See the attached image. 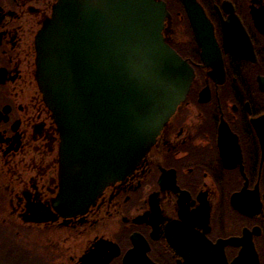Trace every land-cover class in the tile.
I'll return each mask as SVG.
<instances>
[{
	"label": "flooded vegetation",
	"instance_id": "1",
	"mask_svg": "<svg viewBox=\"0 0 264 264\" xmlns=\"http://www.w3.org/2000/svg\"><path fill=\"white\" fill-rule=\"evenodd\" d=\"M163 1L164 35L195 70L190 93L126 181L64 218L54 207L60 137L35 48L58 0H0V264H206L213 251L226 264L242 256L264 264V161L252 123L264 117V0H197L222 52L221 81L203 62L183 0ZM232 39L252 45L253 59L227 51Z\"/></svg>",
	"mask_w": 264,
	"mask_h": 264
},
{
	"label": "water",
	"instance_id": "2",
	"mask_svg": "<svg viewBox=\"0 0 264 264\" xmlns=\"http://www.w3.org/2000/svg\"><path fill=\"white\" fill-rule=\"evenodd\" d=\"M183 3L205 66L223 80L212 24L197 0ZM170 18L163 0H58L38 31L36 80L60 137V192L54 207L64 218L84 215L108 187L126 181L186 101L196 74L164 35ZM234 25L231 19L225 33L232 36ZM230 42L236 46L227 51L253 59L252 45L240 49L239 39ZM252 123L264 161V117ZM227 128L222 125L221 131ZM220 149L225 167L232 168L225 154L229 145L220 142ZM256 195L253 202L259 206ZM218 244L223 249L235 240ZM213 256L206 264H226L224 251ZM252 260L259 264L257 257ZM252 260L242 256L237 263Z\"/></svg>",
	"mask_w": 264,
	"mask_h": 264
},
{
	"label": "rangeland",
	"instance_id": "3",
	"mask_svg": "<svg viewBox=\"0 0 264 264\" xmlns=\"http://www.w3.org/2000/svg\"><path fill=\"white\" fill-rule=\"evenodd\" d=\"M183 26H185V25L183 24Z\"/></svg>",
	"mask_w": 264,
	"mask_h": 264
}]
</instances>
